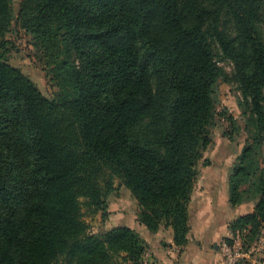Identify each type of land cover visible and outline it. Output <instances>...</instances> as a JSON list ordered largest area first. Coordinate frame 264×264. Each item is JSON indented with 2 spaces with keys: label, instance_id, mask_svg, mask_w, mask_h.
Instances as JSON below:
<instances>
[{
  "label": "trees",
  "instance_id": "trees-1",
  "mask_svg": "<svg viewBox=\"0 0 264 264\" xmlns=\"http://www.w3.org/2000/svg\"><path fill=\"white\" fill-rule=\"evenodd\" d=\"M263 21L264 0H21L15 22L59 89L49 99L8 63L13 13L0 0V264H142L135 230L91 234L82 219L81 197L106 215L111 177L140 224L170 227L185 246L221 80L236 88L241 115L224 120L246 135L228 201L255 202L230 231L251 244L264 227Z\"/></svg>",
  "mask_w": 264,
  "mask_h": 264
},
{
  "label": "rangeland",
  "instance_id": "rangeland-1",
  "mask_svg": "<svg viewBox=\"0 0 264 264\" xmlns=\"http://www.w3.org/2000/svg\"><path fill=\"white\" fill-rule=\"evenodd\" d=\"M20 1L10 0L13 23L5 35V38L10 42L6 57L11 66L17 68L23 75L28 77L45 97L52 99L59 90L56 81L52 78V73L46 66L40 52L32 46L29 36L15 22ZM262 34L264 37V21L262 22ZM212 45L218 60V66L223 73L230 74L231 64L228 60L222 58L217 45L215 43ZM217 91L218 103L215 111V120L213 127L210 129L212 145L204 151L203 158L208 159L210 162H230L231 159L229 161L226 157L232 155L233 160L235 154L240 152L246 135L243 131H232L229 122L224 120L226 116L232 118H240L241 116L236 101V96L238 95L236 88L231 83L221 80L217 85ZM228 135H231L232 139ZM261 162L264 167V154ZM201 166H203L202 160L198 164V171ZM108 179V172H105L97 180L99 188L103 190ZM110 181L113 190L105 197L106 215L104 217L101 210H93V207L87 204L88 199L80 198L81 215L87 225L88 233L103 234L117 226L127 225L133 228V216H137L138 205L129 190L122 185L118 178L111 177ZM118 262L129 264L122 262L121 259H118ZM56 264L65 263L59 261Z\"/></svg>",
  "mask_w": 264,
  "mask_h": 264
},
{
  "label": "crops",
  "instance_id": "crops-1",
  "mask_svg": "<svg viewBox=\"0 0 264 264\" xmlns=\"http://www.w3.org/2000/svg\"><path fill=\"white\" fill-rule=\"evenodd\" d=\"M231 156L226 157L230 162L200 167L189 203L190 232L185 246L173 243L170 227L161 225L151 233L133 216L132 229L147 246L142 264H224L220 242L231 236V222L252 213L255 206V202L229 204L227 178L235 157Z\"/></svg>",
  "mask_w": 264,
  "mask_h": 264
},
{
  "label": "built area",
  "instance_id": "built-area-1",
  "mask_svg": "<svg viewBox=\"0 0 264 264\" xmlns=\"http://www.w3.org/2000/svg\"><path fill=\"white\" fill-rule=\"evenodd\" d=\"M224 264H264V227L258 237L246 245L239 231L219 244Z\"/></svg>",
  "mask_w": 264,
  "mask_h": 264
}]
</instances>
